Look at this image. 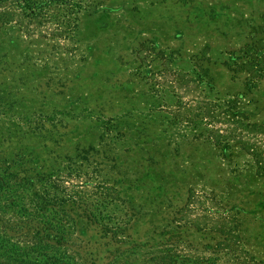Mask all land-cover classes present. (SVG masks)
<instances>
[{
  "label": "rangeland",
  "instance_id": "obj_1",
  "mask_svg": "<svg viewBox=\"0 0 264 264\" xmlns=\"http://www.w3.org/2000/svg\"><path fill=\"white\" fill-rule=\"evenodd\" d=\"M0 264H264V0H0Z\"/></svg>",
  "mask_w": 264,
  "mask_h": 264
}]
</instances>
